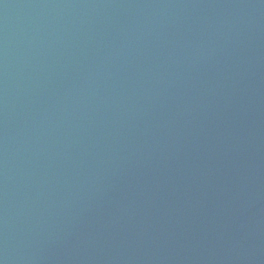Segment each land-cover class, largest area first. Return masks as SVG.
<instances>
[{
	"label": "water",
	"instance_id": "95a60500",
	"mask_svg": "<svg viewBox=\"0 0 264 264\" xmlns=\"http://www.w3.org/2000/svg\"><path fill=\"white\" fill-rule=\"evenodd\" d=\"M0 264H264V0H0Z\"/></svg>",
	"mask_w": 264,
	"mask_h": 264
}]
</instances>
